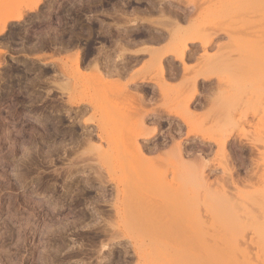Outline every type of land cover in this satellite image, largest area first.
<instances>
[{"label": "rangeland", "instance_id": "obj_1", "mask_svg": "<svg viewBox=\"0 0 264 264\" xmlns=\"http://www.w3.org/2000/svg\"><path fill=\"white\" fill-rule=\"evenodd\" d=\"M226 244L264 264V0H0V264Z\"/></svg>", "mask_w": 264, "mask_h": 264}, {"label": "bare ground", "instance_id": "obj_2", "mask_svg": "<svg viewBox=\"0 0 264 264\" xmlns=\"http://www.w3.org/2000/svg\"><path fill=\"white\" fill-rule=\"evenodd\" d=\"M22 13L17 14L16 16H13L14 18L19 19L21 17ZM251 216V214H250ZM254 216V215H252ZM255 217V216H254ZM253 217V218H254ZM257 234L260 237L262 234V228H257ZM257 242V241H256ZM259 247H261L260 242H257ZM257 245V246H258ZM225 250H221L219 252H215L211 249V246H209V250H207L206 254V264H238V255H235L236 253L228 251L229 247L233 248V245H227L226 244ZM244 256H248V254H245ZM244 264H248V262H245Z\"/></svg>", "mask_w": 264, "mask_h": 264}]
</instances>
